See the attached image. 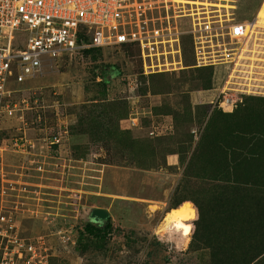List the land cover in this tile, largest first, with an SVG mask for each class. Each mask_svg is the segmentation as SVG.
I'll return each instance as SVG.
<instances>
[{"label":"rangeland","instance_id":"1","mask_svg":"<svg viewBox=\"0 0 264 264\" xmlns=\"http://www.w3.org/2000/svg\"><path fill=\"white\" fill-rule=\"evenodd\" d=\"M261 1L238 0L235 21ZM254 25L233 83L227 65L125 79L131 66L95 53L10 81L23 110L0 123V214L42 240L48 264H264V204L237 193L264 194V0ZM224 86L232 108L217 105ZM23 133L34 155L9 151ZM182 202L199 207L195 229L162 242L153 229ZM248 215L257 221L243 228Z\"/></svg>","mask_w":264,"mask_h":264},{"label":"built area","instance_id":"2","mask_svg":"<svg viewBox=\"0 0 264 264\" xmlns=\"http://www.w3.org/2000/svg\"><path fill=\"white\" fill-rule=\"evenodd\" d=\"M237 4L238 0H0V123L23 110L10 98V81L23 83L63 54L87 56L93 51L99 63L124 60L133 72L123 74L125 79L176 67L227 65L226 83H233L253 34L251 20L235 21ZM231 91L227 86L220 90L219 108L235 105ZM60 143L53 137L47 146ZM35 148L36 140L25 133L9 141V151L18 154L34 155ZM2 153L0 146V172ZM44 250L41 239L20 238L11 216L0 214V264H48Z\"/></svg>","mask_w":264,"mask_h":264},{"label":"clouds","instance_id":"3","mask_svg":"<svg viewBox=\"0 0 264 264\" xmlns=\"http://www.w3.org/2000/svg\"><path fill=\"white\" fill-rule=\"evenodd\" d=\"M182 203L186 211L179 214L173 213L167 220L162 218V222L157 224L153 229L154 233L162 242H173L186 238L189 233L194 231L196 226L194 222L199 219V211L191 202ZM167 207V201L160 205L161 209ZM149 214L151 215V213Z\"/></svg>","mask_w":264,"mask_h":264},{"label":"trees","instance_id":"4","mask_svg":"<svg viewBox=\"0 0 264 264\" xmlns=\"http://www.w3.org/2000/svg\"><path fill=\"white\" fill-rule=\"evenodd\" d=\"M93 53H95V52H93V51H88V54L90 55V54H92L93 55ZM95 54H97V53H95ZM98 55V54H97ZM99 56V55H98ZM99 60V59H98ZM99 65H103V66H108L109 68H111L112 70H116L117 72H118V67H117V65L115 64V63H100ZM238 191V190H237ZM242 198H244V199H247L248 201L249 200H252V202H261L262 204H264V194H262V195H255V194H248L247 192H237ZM250 198V199H249ZM247 201V202H248ZM192 205H194L197 209H198V211H199V207L198 206H196L195 204H193V203H191ZM181 205V204H180ZM179 205V206H180ZM263 207H264V205H263ZM240 207H238L237 209H239ZM247 209H249V208H247ZM246 209V212H245V209L243 208L242 209V211L240 210V214H244V212L245 213H247V212H250V211H248ZM235 218H236V220H235ZM258 217H256V216H250V215H248L247 217H243V219H242V224H243V228H244V226H249L250 227V224H252L251 222H255V221H257V220H255V219H257ZM237 219H241V218H237V215H236V213H231V215L229 216V220H235V223H236V221H237ZM199 220V219H198ZM197 220V221H198ZM197 221H195V222H197ZM253 225V224H252ZM246 229H248L247 227H246Z\"/></svg>","mask_w":264,"mask_h":264},{"label":"crops","instance_id":"5","mask_svg":"<svg viewBox=\"0 0 264 264\" xmlns=\"http://www.w3.org/2000/svg\"><path fill=\"white\" fill-rule=\"evenodd\" d=\"M263 1V0H262ZM262 1L260 2V4H259V7L257 8V10H256V13H255V15H254V17L252 18V20H251V23H250V29L253 31V29L254 28H260L259 26H255L254 25V21H255V18H256V14H257V12H258V9L260 8V6H261V3H262ZM261 28H264V27H261ZM244 49V48H243ZM131 124V123H130Z\"/></svg>","mask_w":264,"mask_h":264},{"label":"bare ground","instance_id":"6","mask_svg":"<svg viewBox=\"0 0 264 264\" xmlns=\"http://www.w3.org/2000/svg\"><path fill=\"white\" fill-rule=\"evenodd\" d=\"M157 67H161V65H159V66H157ZM147 70V66H145L144 68H143V70ZM173 213H177V214H179V213H181L180 211H176V210H171V211H169L168 213H167V215L165 216V218H164V220H167V218L170 216V215H172ZM189 235V234H188ZM187 235V236H188Z\"/></svg>","mask_w":264,"mask_h":264}]
</instances>
